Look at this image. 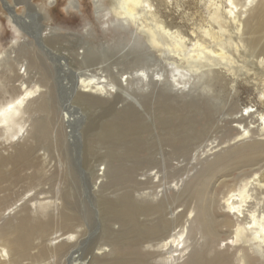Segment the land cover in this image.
Masks as SVG:
<instances>
[{"label":"rangeland","instance_id":"obj_1","mask_svg":"<svg viewBox=\"0 0 264 264\" xmlns=\"http://www.w3.org/2000/svg\"><path fill=\"white\" fill-rule=\"evenodd\" d=\"M74 1L14 0L24 14L20 30L32 41L17 53L8 12H0V53L9 51L18 72L26 58L32 65L26 81L0 77V105L24 96V86L43 93L24 115L27 132L19 134L17 124L0 126V229L6 234L26 219L43 220L9 264H168L170 253L160 246L171 239L166 235L181 234L193 202L206 208L212 231L196 234L191 224L189 251L199 245L208 256L234 241L229 264H243L242 257L263 264L264 244L242 231L250 212L231 223L220 205L264 175V29L257 28L264 27V0L250 6V0H235L247 21L239 34L229 0H154L171 31L186 41L163 32L178 45L174 53L120 39L112 12L119 0ZM196 42L207 50L200 54ZM220 48L228 60L219 57ZM188 49L204 55L203 66L214 61L236 68H224L222 80L209 87L204 71L191 67ZM93 75L117 92L101 101L84 98L81 81ZM124 77L129 81L121 84ZM247 109L254 116L238 124ZM166 125L174 135L162 133ZM238 125L250 131L247 138ZM70 208L78 214L73 229L60 219ZM254 212L264 214V203ZM74 229L81 242L65 244ZM108 246L114 249L94 259Z\"/></svg>","mask_w":264,"mask_h":264},{"label":"bare ground","instance_id":"obj_2","mask_svg":"<svg viewBox=\"0 0 264 264\" xmlns=\"http://www.w3.org/2000/svg\"><path fill=\"white\" fill-rule=\"evenodd\" d=\"M256 2L257 0H250L249 6ZM73 3H77V1L75 0ZM229 3L232 6L229 12L231 16V20L236 22L237 25L236 30L239 34L241 31L245 29L247 21L241 19V12L240 10H238L237 5L235 4V0H229ZM17 6L18 4H14V0H0V12L2 11V9H5L6 12H8V16H7L8 22L13 25V28L15 29V34L17 35V37L15 38L16 44L15 46L12 47V50L15 51V53H17L18 51L21 52L26 51L29 49L30 46H32V41L30 40V38L25 36L20 30V25L18 22L23 20L24 14H20L18 12ZM8 8H10L12 11H9ZM114 8L115 11L112 12H115L114 14L117 17L116 22H118V28L120 29L122 28V30H120V32L117 33L119 35V38L127 42L133 43L135 48H140L142 50L145 46L148 45V43H151L155 46H165L166 48H168L169 53L177 52L174 49H176L178 45L176 43H170L164 37L163 32L169 34L170 37H174L173 39H178L179 41H183V43L186 42L185 39L178 32L171 31V26L166 21V19H164L163 15L160 13L158 6L154 4V0H119V6ZM248 8L244 12V14L247 13ZM259 18L264 19V14L259 16ZM257 28L264 29L263 26H259ZM225 32H227V30H224L223 33L225 34ZM207 33L213 35V31L210 29L207 31ZM236 38L237 35L234 38L230 39L229 41L230 42L234 41ZM21 39L23 40L22 42ZM195 44L196 45H194V49L200 48V54L204 53L207 50V48L204 47V45L199 44V42H196ZM194 49L191 50L188 49L189 51L186 52V55L192 61V66H191L192 68L196 70L204 71L203 73L207 78L206 84H208L209 87L214 86L216 82H220L222 80V78L225 76V74H223L222 72L224 68L226 69L229 66L230 69L233 71L236 68L235 65L233 64H227L224 65V67H221L220 63H214V61H211L208 65L203 66L202 62L204 55L198 54L197 50ZM235 51L237 52V49H235ZM210 53L213 52L210 51ZM0 54H1L0 77L6 78L8 82H13L19 79H23L24 81H26L28 75H30L32 72L31 71L32 65L26 62L28 61L27 58L23 57L26 58V61L22 63V67L18 72L15 69V66H13L10 63L9 51ZM139 54H140L139 61H142L144 58V54L142 52ZM218 54L221 59L228 60V57L226 56L227 55L226 51L223 48H220ZM260 62L261 64H264V57L261 58ZM23 68H24V72L21 73L20 71ZM143 77L145 79L149 78L146 73L143 74ZM128 81L129 78L124 77L121 80V84L122 83L125 84ZM160 81L161 80L159 78L156 80V82H160ZM108 85H109L108 82H106L104 78L102 79V75L101 77L100 76L95 77L93 75L84 78L81 81V85L79 88H82L84 90V92H82V96L84 98L101 101L108 99L109 97H112L118 90L117 89L118 87L111 86V88H108ZM91 89L95 91L88 93L87 91ZM23 93L24 96L19 97L17 100L11 101L8 104L0 105V126H4L8 128L12 124H17L19 126V134L28 131V127H26V125L24 124L26 120L24 118V115L27 114L32 103L43 96V93L39 91V89L28 90L27 87L25 86L23 88ZM240 114H241L240 117L236 118V122L238 124H241L242 122L254 116V113L249 111L248 109L246 110V112H241ZM235 130L239 134L241 133L243 134L241 138H247L248 135L250 134V131L244 129V126L242 125L236 126ZM174 132L176 131H174V129L171 126L166 125V127L162 129V133L164 135L172 136L174 135ZM262 132H264V122H263ZM16 136L18 135H15V137ZM261 145L264 146V143H261ZM104 173L105 170L101 169L100 174L98 175L99 179H102L104 177L105 175ZM176 188L177 191H179L181 190L182 185L181 186L177 185ZM261 195H264V175L258 178L256 180V183L252 181L250 182L248 187H245L242 190H238L236 195L232 196L231 198L226 200L224 204L220 205V209L226 208L228 210L227 215L228 217L230 216L229 219H231L230 220L231 223L238 224L239 222L245 219L247 212H250L251 214L250 226L247 229L246 228L242 229V231L251 232L252 235L254 236L256 243L259 246L264 244V214H260V213L256 214L254 211H260L262 207V203H264V196H263V201L261 203L260 202L256 203L257 197ZM254 200L256 201L254 202ZM253 203H255V205L252 212L251 205ZM16 209L17 207L13 208L11 211H9L8 214L10 215L14 211H16ZM117 210L120 212L119 209ZM156 210L157 209H146L143 210V212L151 213ZM133 213L138 214V211H133ZM76 214L77 212H75V210L70 208L66 214H63L62 217H60V219L63 220L64 225H69V227H72L74 216ZM188 214H189L188 218L187 219H185L186 217L184 218L185 227L181 232V234L179 236L166 235L168 236V238L171 237V239L165 241L160 246V248L166 250L165 252L170 253V259L168 260L169 261L168 264H177L179 260L184 258H188V261L184 262L183 264H229L228 259L230 255L227 254V251H229V249L231 248H234L235 246L234 244H236V242L234 241H232L231 243H223L219 252H212L208 254V256L204 255L205 253L203 252L202 246L199 245H196L195 247L192 248L191 251H189L190 247L193 244L187 245L186 239L190 233L191 224L195 226L196 234L199 233L200 235L206 232H211L212 229L209 224V220L211 218L209 217L206 208L204 206L202 207L197 206V204L193 202V205L190 207ZM85 216L87 217V215ZM212 219L215 218L212 217ZM42 221L43 220L26 219L22 224H20L16 228L11 229L10 233H6V234L3 233L2 230L0 229V264H9V262H12V257L15 254V252H19V254L23 253V250L26 248V246H28L30 242V238L32 236L31 229L32 228H36L37 230L42 229L43 228L42 225L43 223H41ZM186 224H189V226H186ZM70 229H73V227ZM68 233L70 235H68V238L64 241L65 244H69L72 241H75V243L81 242L82 235L79 230L76 229L69 230ZM195 242L197 243L198 240H196ZM123 246H124L123 249H127L128 247L127 244H123ZM109 248H110L109 251H107L102 247L99 248L98 250H100L102 253L101 254H99L100 252L94 253L93 256L94 259L100 258L101 256L104 255L106 256L111 250L114 249L113 246ZM213 249L214 247L211 250ZM181 252H184L182 253L183 255L180 254ZM152 255L154 257V253ZM158 255H161V253L160 252L157 253L155 257H158ZM153 257L151 256V258ZM241 262L243 264H258V262L251 257H249L248 259L242 257Z\"/></svg>","mask_w":264,"mask_h":264}]
</instances>
